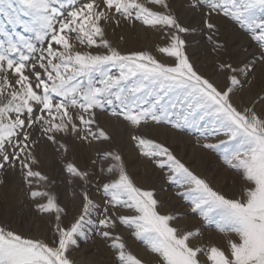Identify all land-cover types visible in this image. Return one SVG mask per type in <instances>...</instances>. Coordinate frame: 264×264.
Listing matches in <instances>:
<instances>
[{
  "label": "snow or ice",
  "instance_id": "6c2138e0",
  "mask_svg": "<svg viewBox=\"0 0 264 264\" xmlns=\"http://www.w3.org/2000/svg\"><path fill=\"white\" fill-rule=\"evenodd\" d=\"M148 3L169 8L168 0ZM192 6L207 9L205 24L210 33L217 31L212 14H222L264 49V0H194ZM66 7L71 10L64 14L61 9ZM114 14L159 27L168 44L158 50L173 63L160 62L148 52L122 54L112 47L101 22H110ZM0 16L8 25L19 26L34 37L10 34L0 24V168L19 164L29 185L34 180L47 181L33 170L38 161L29 151V145L36 143L30 129L39 124V131L52 142L59 133L107 139L102 129L93 131L91 127L96 123L94 110H103L106 105L112 107V115H122L136 129L149 122L170 123L176 129L196 130L205 140L222 135L226 139L203 147L218 153L241 175L245 186L239 199L226 198L214 190L164 145L142 134L132 139L143 156L160 169H168V181L184 189L177 195L191 205L192 212L228 235L225 250L192 244L198 232L178 234L170 225L175 217L158 212L153 191L134 184L118 153L105 154L114 161L107 172L118 178L102 185L107 206L95 223L101 229L99 235L111 240L118 264L141 261L110 231L117 227V221L158 255L159 264H264V117L250 108L238 110L230 95L241 83L238 75L247 65L240 69L221 63L219 68L229 73V85L220 90L198 74L186 55V41L180 34L190 29L171 12L154 11L141 0H83L80 4L77 0H0ZM116 22L119 24V19ZM207 39L214 50L222 47L213 35ZM77 43L86 50L77 49ZM93 48L97 51H91ZM101 48L105 51H99ZM66 170L87 182V171L72 163L66 164ZM31 196L46 198V203L37 204V210L56 214L57 235L49 243L0 226V264H73L67 253L93 224L96 204L85 192L81 214L64 228L60 224L63 209L52 193L33 190ZM118 208L133 214L116 215Z\"/></svg>",
  "mask_w": 264,
  "mask_h": 264
},
{
  "label": "rangeland",
  "instance_id": "374dc122",
  "mask_svg": "<svg viewBox=\"0 0 264 264\" xmlns=\"http://www.w3.org/2000/svg\"><path fill=\"white\" fill-rule=\"evenodd\" d=\"M62 2L66 3L67 0ZM82 2L83 0H77V4ZM141 2L154 11L171 12L182 26L190 29V32L180 34L186 41V55L198 74L209 79L220 90L226 89L229 85L227 79L229 73L219 68L221 63L231 64L234 68L240 69L247 65L246 70L238 75L241 83L230 94L231 102L240 111L250 108L264 117V55H262L264 49H261L245 30L222 14L213 13L211 22L216 25L217 31L210 33L205 24L207 9L193 7L194 0H168V9L152 5L148 0ZM70 10L71 7L61 9L64 14ZM118 19L119 24L116 22ZM101 23L104 26L105 38L122 54L148 52L160 62L173 63L172 59L158 50L159 47L168 44L165 33L159 27L152 28L134 19L124 20L119 14H114L110 22ZM0 24H4L10 34L19 32L26 38L34 40L33 34L24 32L19 26L14 28L8 25L2 16ZM210 34L213 35L216 44L222 46L220 49L214 50V45L207 39ZM0 39L3 37L0 36ZM37 47L41 45L37 43ZM77 49L86 50L78 43ZM21 50L30 55L26 50ZM91 51L97 49L93 48ZM99 51L105 50L101 48ZM94 111L96 123L91 127L93 131L97 128L102 129L107 139H93L91 136L83 139L84 133H59L56 142H52L39 131V124L35 130L30 129L36 143L29 145V151L38 161L33 165V170L41 172L48 180L39 182L34 180L29 185L19 164L15 166L5 164L0 168V226L25 237L51 243L53 237L57 235L56 214L38 211L37 204L46 203V198H33L31 191H48L56 197L57 203L63 209L60 213V224L64 228L70 227L81 214L83 196L87 192L97 206L91 215L93 224L85 229V235L77 237V245L72 246L67 255L73 264H118L116 252L110 247L111 240L99 235L101 229L95 223L103 217V209L107 206L108 197L104 195L102 185L118 178L115 173L107 172V168L114 161L110 157L106 158L105 154L113 152L121 156L126 172L137 187L153 191L154 198L158 201V212L175 217L170 221V225L177 228L178 234L187 231L198 232L199 235L191 240L192 244L203 247L216 246L225 250L228 235L217 231L214 225L207 224L197 213L192 212L191 205L177 195L184 189L170 183L167 179L168 169H160L152 159L143 156L132 137L142 134L145 138L164 145L214 190L226 198L239 199L245 186L241 175L226 165L218 153L203 147L205 143H217L219 139L226 137L221 135L205 140L200 138V133L196 130L176 129L170 123L149 122L147 126L142 125L136 129L122 115H112L111 106L106 105L103 110ZM68 163H72L80 171H87L89 174L87 182L68 173L66 170ZM112 212L113 209L109 208V214ZM115 212L116 215L133 214L129 209L118 208ZM110 231L121 238L125 250L139 259L141 264H159L158 255L136 239L131 229L117 221V227ZM203 259L206 258L202 257Z\"/></svg>",
  "mask_w": 264,
  "mask_h": 264
},
{
  "label": "bare ground",
  "instance_id": "6f19581e",
  "mask_svg": "<svg viewBox=\"0 0 264 264\" xmlns=\"http://www.w3.org/2000/svg\"><path fill=\"white\" fill-rule=\"evenodd\" d=\"M190 11V10H189ZM186 13V12H185ZM191 13V12H190ZM192 14V13H191ZM189 15V14H188ZM193 16V15H192ZM195 19V18H194ZM228 28H229V26H228ZM225 34V33H224ZM237 41V40H236ZM247 41V40H246ZM134 42V41H133ZM135 42H137V41H135ZM231 42V41H230ZM245 42V41H244ZM129 43V42H128ZM131 43H132V41H131ZM233 43V42H232ZM231 43V44H232ZM238 43H240V42H238ZM136 44V43H135ZM234 44V43H233ZM236 44V43H235ZM243 44V43H242ZM133 45V44H132ZM237 47H238V45H236ZM241 46H243V45H241ZM129 47V46H128ZM237 47H236V49H237ZM131 49V48H130ZM252 53V52H251ZM263 69V68H262ZM261 72H262V70H261ZM260 73V72H259ZM264 73V72H263ZM262 89V88H261ZM154 131H155V129H154ZM167 134V133H166ZM174 134V133H173ZM161 135V134H160ZM176 135V134H175ZM160 138V137H159ZM167 138V137H166ZM169 138V137H168ZM171 138H172V136H171ZM177 138H178V136H177ZM176 138V140H178ZM169 139H167V141H168ZM187 140V139H186ZM173 142V141H172ZM204 157V156H203ZM212 160V159H211ZM170 193V192H169ZM172 202H173V200H172ZM175 204V203H174ZM173 205V204H172ZM189 208V207H188ZM189 219V218H188ZM191 219V218H190ZM187 220V219H186ZM190 224V223H189ZM187 227V226H186ZM213 234V233H212ZM211 235V234H210ZM214 235V234H213ZM215 236V235H214ZM212 239V238H211ZM218 240H220V239H218ZM222 241V240H221ZM211 244V243H210ZM87 252V251H86Z\"/></svg>",
  "mask_w": 264,
  "mask_h": 264
}]
</instances>
